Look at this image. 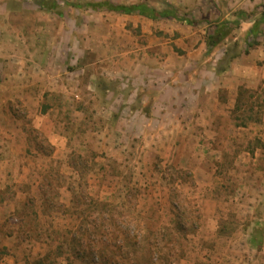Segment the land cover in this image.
<instances>
[{
	"label": "rangeland",
	"instance_id": "1",
	"mask_svg": "<svg viewBox=\"0 0 264 264\" xmlns=\"http://www.w3.org/2000/svg\"><path fill=\"white\" fill-rule=\"evenodd\" d=\"M101 1L187 21L74 6ZM262 13L0 0V264H264V26L247 46ZM220 23L232 32L209 50Z\"/></svg>",
	"mask_w": 264,
	"mask_h": 264
},
{
	"label": "trees",
	"instance_id": "2",
	"mask_svg": "<svg viewBox=\"0 0 264 264\" xmlns=\"http://www.w3.org/2000/svg\"><path fill=\"white\" fill-rule=\"evenodd\" d=\"M77 8H87V9H92L93 11H102L104 9L116 12V13H121V14H126V15H139L141 17L153 20V21H157V20H162V19H172L174 21L177 22H182L184 23L185 21H187L186 19L182 18L180 16L179 11L173 7V6H167L165 9L159 11L155 8L150 7L147 4H138V5H131V6H123V5H114L108 1H101V2H87L85 5H74ZM42 8H48L50 11H54L57 9V4L56 3H52L50 7H47V3L43 2L42 4ZM58 15L61 17V15L58 13ZM238 18L241 20H246L248 19V14L246 12H239L238 13ZM190 25H194V22H188ZM238 24V22H237ZM262 26H264V13L260 14V16L254 20V23L252 25V27L250 28V30L248 31V35H247V46L248 48H251L255 45V43H251L249 40L251 38V36H257L259 34H261L262 32ZM232 32V28H229L227 26V23H220V24H216L214 30L212 31L211 34L208 35L207 37V46L209 48V50H211L212 48L216 47L217 45H219L221 42H223ZM248 52V51H247ZM46 111V110H45ZM239 126H245V124H240ZM177 190V189H176ZM175 191V189H173L172 191V199H174V194L173 192ZM177 196V195H176ZM172 205H173V210H174V215H175V220H176V225L174 228L172 229H168V228H164L162 229L163 231H170L171 230V237H174L173 239L176 238V241H178L179 239V246H180V252H179V256L177 254H172L173 258L176 256H178V260L182 259L184 256V251L182 249V242H180V240H182V234L185 231H188L186 229V223H185V214H186V210L183 208V206L179 203H176L172 200ZM137 219L139 220H143L142 216L140 214H136ZM190 232H193L196 230V225L193 222L190 228ZM180 236V238H179ZM139 237V236H137ZM134 238H136V236H134ZM174 242V241H173ZM135 244V248H138V244L139 242L137 241L136 243H132V245ZM136 250V249H135ZM90 255L93 254V251L89 252ZM171 253V252H169ZM173 253V251H172ZM175 257V258H176ZM166 259L168 260V258L166 257Z\"/></svg>",
	"mask_w": 264,
	"mask_h": 264
},
{
	"label": "crops",
	"instance_id": "3",
	"mask_svg": "<svg viewBox=\"0 0 264 264\" xmlns=\"http://www.w3.org/2000/svg\"><path fill=\"white\" fill-rule=\"evenodd\" d=\"M80 44V43H79ZM26 86H28V84H26ZM45 92V91H44ZM15 121H17L16 120V118H15ZM14 132H21V130L20 129H18V130H14ZM19 136V135H18ZM54 138H56V140H58V139H61V137H60V134H58V136L56 137V136H54Z\"/></svg>",
	"mask_w": 264,
	"mask_h": 264
}]
</instances>
